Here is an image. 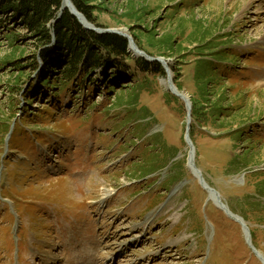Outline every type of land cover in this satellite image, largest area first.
Segmentation results:
<instances>
[{
	"label": "rangeland",
	"instance_id": "374dc122",
	"mask_svg": "<svg viewBox=\"0 0 264 264\" xmlns=\"http://www.w3.org/2000/svg\"><path fill=\"white\" fill-rule=\"evenodd\" d=\"M95 3L106 9L96 11L93 24L133 36L142 23L156 32L153 42L173 33L183 43L204 28L224 36L220 42L234 57L220 65L226 80L210 90L218 91L216 99L227 97L231 115L221 119L223 127L192 116V151L185 100L168 89L167 73L135 69L138 99L130 88L108 92L114 81L99 72L93 84L78 75L54 94L37 79L42 63L17 81L35 38L17 24L12 46L0 31V193L17 211L0 198V264H106V256L113 257L108 264H263L219 203L243 217L264 256V0ZM130 3L144 9L141 22L122 15ZM142 43L166 59L174 83L181 68L178 82L193 108L194 55L187 53L182 65L176 55L150 48L147 37ZM241 126L249 129L238 139L230 131ZM125 241L133 245L120 253Z\"/></svg>",
	"mask_w": 264,
	"mask_h": 264
},
{
	"label": "trees",
	"instance_id": "16d2710c",
	"mask_svg": "<svg viewBox=\"0 0 264 264\" xmlns=\"http://www.w3.org/2000/svg\"><path fill=\"white\" fill-rule=\"evenodd\" d=\"M72 1L78 10L95 24H97L96 11L106 9L96 4L95 0ZM62 3L63 0H0V31H3L6 38L11 41V45L13 46L16 41L17 33L13 26L17 24L26 29L36 41L34 44L36 51L31 62L25 66H18L20 70L16 76L18 82L25 77L30 68L36 71L39 63H42L44 70L37 72L40 75L37 77L41 82L40 86L46 85L50 89H54V94H60L61 90L78 75H83L85 78L89 76V84H93L92 73L99 72L104 75V78L114 81L112 84H108V92L130 88L134 91V98L138 99L139 90L136 84H133V79L137 77L135 69L146 73L160 72L163 76L166 74L159 62L150 63L132 57L126 37L115 33L98 34L89 31L68 9H64L59 17ZM143 10L141 6L130 3L127 4L122 15L141 22L144 15ZM12 23L13 25H11ZM136 27L139 32H133V37L139 47L149 54L153 55V51L144 47L142 36L147 37L150 48H157L160 54L176 55L179 57L178 62L182 65L189 63L184 60L188 57L187 53L194 55V72L191 77L197 89L198 98H195L193 103V118L195 121L212 122L223 127L220 124L221 119L231 115L227 109L229 107L227 97L218 96L216 99L218 91L210 90L212 88L210 85L226 80L220 70V65L228 56L234 57L231 52L225 50L224 42L222 44L220 42L224 36L216 34L209 36L208 30L204 28L200 34L199 31L192 30L187 35L188 40L187 37L184 38L183 43H177L175 40L177 35H173V33H168L159 38L158 42H153L152 40L157 36L156 32L142 23L137 24ZM182 34H185L184 29L181 30V33L179 32L180 36H183ZM186 42L190 45L193 44L194 50L183 46ZM15 51L18 50L15 49ZM110 69L111 71H109ZM177 69L180 71L181 68ZM47 71H58L54 81L50 80V77L44 78ZM179 71L178 75L181 74ZM122 74L130 79L123 82L119 77ZM178 75H176L175 83L179 89H182V82H178ZM30 90L27 91L30 93ZM29 101L31 100L27 99L28 103H30ZM245 122L246 119L241 123L245 125ZM242 128L243 126L238 130L232 129L230 133H235L234 136L240 139L249 129L248 126ZM190 135L194 140V127L191 129ZM241 163L243 161L235 162L236 167H239ZM145 174L147 175V172L143 167L140 175L144 176Z\"/></svg>",
	"mask_w": 264,
	"mask_h": 264
},
{
	"label": "water",
	"instance_id": "95a60500",
	"mask_svg": "<svg viewBox=\"0 0 264 264\" xmlns=\"http://www.w3.org/2000/svg\"><path fill=\"white\" fill-rule=\"evenodd\" d=\"M65 2L67 3V9L70 11L71 14H73L78 19V21L83 25V27L85 29H87L89 31L96 32L98 34L115 33V34H119L121 36H124V37L127 38L128 42H129V51L133 50L134 52L136 51V52L140 53L148 61L159 62L165 68V71L167 73V77H168V80H169L168 83L170 85L171 90L177 96L181 97V94L178 93V92H182V91H180L177 88V86L174 84V82L172 81L171 69L169 67V63L166 61L165 58L158 57V56H153V55L148 54L146 51L141 50V48H139V46L135 42L134 37L131 34L127 33V32L118 31L116 29H110V28H100V27L96 26L91 21H89L81 11L78 10V8L74 5L72 0H63V3H65ZM63 3H62V6H61L59 17L61 16L63 10L65 9ZM134 54H136V53H134ZM177 90H178V92H176ZM183 94L185 95V93H183ZM185 96L186 97L184 98V100H185V106L187 108V122H186V134H185V137H186V141H187L190 149L193 151L194 150V146H193V143H192L191 137H190V128H191V123H192L191 122L192 121V103H190L189 97L187 95H185ZM238 221L241 222L240 220H238ZM241 224H242L243 229H244V231L246 233L247 240H248L250 246L257 253V255L260 256V258H262V260L264 262V257L251 244L249 229L246 228V225L243 222H241Z\"/></svg>",
	"mask_w": 264,
	"mask_h": 264
},
{
	"label": "bare ground",
	"instance_id": "6f19581e",
	"mask_svg": "<svg viewBox=\"0 0 264 264\" xmlns=\"http://www.w3.org/2000/svg\"><path fill=\"white\" fill-rule=\"evenodd\" d=\"M63 5H64L65 9H67V3L65 2V3H63ZM135 53H136V56H139V57L142 56L140 53H138V52H136V51H135ZM166 85L168 86V89H169V85H168L167 79H166ZM170 91H171V90H170ZM176 92H178V91H176ZM178 93L181 94V97H182L183 99L186 97V96L183 94V92H178ZM189 101H190V99H189ZM190 103H191V101H190ZM205 186H206L207 188L209 187L208 185H205ZM179 188H180V185H177L176 187H174L173 190H172V192H171V194H170V196L174 195V194L178 191ZM212 190L215 191L214 189H212ZM213 191H211V192L209 191V193H210V197H213ZM105 198H106V197H105ZM219 199H220V198H219ZM164 205H165V203L162 204V205H160L159 208H158L157 210H153L152 212H150V214H149V215L147 216V218L145 219V224H146V223H149V222L155 217V215H156L157 213H159V211L164 207ZM219 205L222 207V209L227 210V211H228V215L230 214V215L234 218V220H236V221L240 220L241 222H243V223L246 225V228L249 229V227L247 226V224H246L245 220L243 219V217L238 216V215H235V214H233L230 210H228V208L226 207V205H224V203L222 202V200L220 201ZM232 214H233L236 218H235ZM237 219H238V220H237ZM131 245H133V244H132V242H130V241H125V242H123V243L120 245V253L125 252L126 249L129 248ZM106 257H107V258H106ZM106 257H105V262H104V263L108 264L109 262H112V259H113L112 256H106Z\"/></svg>",
	"mask_w": 264,
	"mask_h": 264
}]
</instances>
